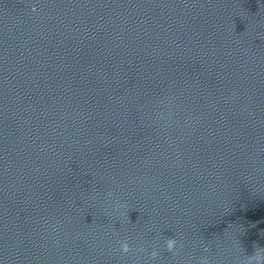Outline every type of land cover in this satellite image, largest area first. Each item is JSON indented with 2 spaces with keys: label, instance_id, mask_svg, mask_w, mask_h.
Wrapping results in <instances>:
<instances>
[{
  "label": "clouds",
  "instance_id": "9594fccd",
  "mask_svg": "<svg viewBox=\"0 0 264 264\" xmlns=\"http://www.w3.org/2000/svg\"><path fill=\"white\" fill-rule=\"evenodd\" d=\"M33 11H35V8H33ZM106 195L109 198H111L113 196V193L111 191H109L108 193H106ZM116 206L119 208H124V209L128 208L127 203L121 204V203L117 202ZM122 214H126V213H122ZM177 243H178V241L174 237L167 238L164 241L166 251L169 253H172L173 255H176L177 254V248H176ZM181 247H182V245H181ZM253 248H254L255 254L253 256L249 257L248 259L255 260L259 264L260 261L264 260V256H261V254H260L261 252H264V249H261L259 247V245H257V244H254ZM120 249L123 253H128L131 250L130 244L128 243L127 240L120 241ZM139 251L143 252V251H145V249L143 247H141L139 249ZM205 251H207V248H205ZM157 256H158V252L155 249H153L152 252L150 253V257L154 259ZM200 264H209V261L206 257H204V258H201Z\"/></svg>",
  "mask_w": 264,
  "mask_h": 264
}]
</instances>
